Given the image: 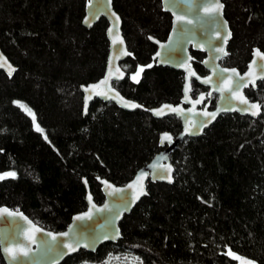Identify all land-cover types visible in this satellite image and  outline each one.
Segmentation results:
<instances>
[{"label":"trees","instance_id":"1","mask_svg":"<svg viewBox=\"0 0 264 264\" xmlns=\"http://www.w3.org/2000/svg\"><path fill=\"white\" fill-rule=\"evenodd\" d=\"M222 3L232 33L222 64L244 72L252 49L264 52V0ZM85 4L0 0V49L16 67L11 79L0 71V173H16L0 180V206L53 232L86 209L83 178L100 204L97 178L126 184L160 151V133L181 131L175 116L157 120L99 100L83 115L80 87L103 76L109 52L104 18L82 26ZM112 5L130 52L122 63L126 79L113 86L148 110L178 104L181 72L153 66L140 73L156 51L149 36L164 41L170 15L160 0ZM191 53L204 74L203 54ZM245 94L260 103L258 118L225 114L203 135L185 139L170 154L173 184L147 185V196L119 224L120 240L61 264H264V81ZM19 104L36 115L42 132Z\"/></svg>","mask_w":264,"mask_h":264},{"label":"water","instance_id":"2","mask_svg":"<svg viewBox=\"0 0 264 264\" xmlns=\"http://www.w3.org/2000/svg\"><path fill=\"white\" fill-rule=\"evenodd\" d=\"M160 2L162 11L168 13L171 17V28L164 41H159L153 37L149 39L155 45L156 51L151 58V62L142 67L141 69L143 70L141 72L153 66L167 67L182 72L184 74V84L180 102L176 105L163 103L148 110L138 102L124 97L113 86V83L123 81L126 78L127 74L122 69L121 63L130 56L122 32V20L115 12L112 0H86L82 26L86 29H91L100 18H104L108 23L106 37L109 43V52L103 76L96 82L80 87L83 96V115L87 114L89 106L94 100H99L103 103L111 102L119 109L127 112H134L135 110L148 112L152 118L157 120L168 116H175L180 121L181 131L175 136L170 132L160 133L158 137L160 151L149 163L140 168L126 184L116 186L106 179L97 178L104 198L100 204L94 201L90 187L88 183H85L87 180L83 178L82 182L86 190V209L73 215L66 229L61 232L44 229L35 224L23 212L10 209L7 206H0V210L7 209L8 212L17 213L15 216H8L6 213L0 211V253L5 264H10V261L8 255L3 252L4 247L15 250L22 249L28 253L27 256L19 255L18 260L13 262V264H61L66 258L78 253L80 250L94 253L103 244L116 243L121 238L120 222L124 216L132 212L141 199L147 196V185L149 183L173 184L174 167L170 161V154L178 148L181 142L187 138H196L203 135L205 130L212 126L222 115L238 114L252 119H256L261 115L262 107L260 113L257 116H253L251 112L254 109L242 103L240 97L243 96L247 99L249 105L252 103L260 105L257 101H251L246 96L245 90L250 87L255 90L257 84L264 81V79L260 78L264 76V52L258 48H253L251 59L243 73L236 68L222 66L221 62L228 55L227 45L232 36L229 23L224 16V8L222 15L216 16L212 13L206 14L204 11L205 7H210L209 0H193L190 10L187 5L180 3L179 0H160ZM176 15H182L186 19L193 21L192 24H182L184 29L182 33L174 30ZM117 17H119V21H117ZM109 29H113V31L110 33ZM218 32L220 33L219 37L217 36ZM229 33H231L230 36L228 35ZM113 39L116 40L115 45L113 44ZM121 39L123 43H120ZM219 48H223L227 55L219 52L217 50ZM254 50H257L260 55L255 56L257 63L250 70L249 64L254 59ZM191 51L204 54L201 65L208 72L206 76H199L194 70L192 66L194 58L191 55ZM158 52L160 53L159 56L157 55ZM0 54L7 60V63H4V60H0V64L3 65V67H0V71L8 79H11L16 71V67L7 59L1 49ZM232 69H235L239 75L234 74L231 71ZM9 71H11V75H9ZM193 72L196 74L195 76L190 75ZM106 76L109 77L108 82L101 84L100 82ZM197 77H200V79H197ZM241 77H243V82L239 88H236L235 82L239 81ZM192 79L202 86L209 88L207 92L208 97L212 94L217 96L214 109L200 108L205 99V93L199 94L196 100L190 97ZM206 79L207 82H203ZM89 85H94L95 87L88 88L86 91L85 89ZM186 85L189 86L187 101H185ZM105 92L112 98H105L103 95ZM89 96H91L90 99L88 98ZM201 96L204 97L203 101L196 103ZM125 102L129 105H137V107L124 106ZM165 105L173 108L178 107L182 110L181 114L177 115L168 108H164ZM85 108H87V111H85ZM246 108L248 110H245ZM160 109H163L165 114L158 116L153 110ZM205 113H216V117L212 119L210 115H206ZM185 127L190 128L191 131L186 133ZM165 133L171 137V142L166 139L162 142V136ZM152 164H156L157 168L153 169L149 167ZM168 166H171L172 169L171 182L167 178L169 174L164 171ZM141 170L148 173V176L142 182L143 191L146 192V195H139L141 190L140 182L134 183ZM154 172L160 173V175H154ZM105 181L111 187H107L104 183ZM130 183H134L133 188L127 187ZM114 189L122 191H114ZM89 195L92 198L91 203L88 200ZM138 195L139 198L137 199ZM92 205H95V207ZM105 205H107V208H105ZM97 209L100 210L97 211ZM89 211L90 216H85V218L79 220L76 219V217L84 216ZM35 229H39V231ZM49 233L52 235H49ZM61 233H68V235L62 236L60 235ZM53 235L56 236L55 240L52 239ZM26 236L28 237L27 239L25 238ZM69 244L76 250L69 251L65 246ZM240 264H251V262L247 259H241Z\"/></svg>","mask_w":264,"mask_h":264},{"label":"snow or ice","instance_id":"3","mask_svg":"<svg viewBox=\"0 0 264 264\" xmlns=\"http://www.w3.org/2000/svg\"><path fill=\"white\" fill-rule=\"evenodd\" d=\"M179 2L182 3V4L187 5L188 8H189V10L191 9L192 4H193V0H179ZM209 4H210V7H205V9H204V11H205L206 14L212 13V14H215L216 16L222 15V10H223V8H224V4L222 3V0H209ZM114 15H115V14H114ZM116 19H117V21H119V17H117ZM175 19H176V24H174V30H175V31H179V32H181V33H182L183 30H184L183 27H182V24H183V23H187V24H192V23H193V21H192L191 19H186V18H185L184 16H182V15H176ZM86 22H87V21H86ZM112 31H113V29H109V32H110V33H111ZM228 35L230 36L231 33H229ZM217 36H218V37L220 36V33H219V32L217 33ZM149 39H152V38L149 37ZM170 39H171V37H170ZM224 39L226 40V38H224ZM120 43H123L122 39H121ZM113 44H114V45L116 44V40H115V39H113ZM217 50H218L219 52H222L223 54L227 55V53L224 51L223 48H219V49H217ZM157 55L159 56L160 53L158 52ZM259 55H260V53H259L257 50H254V59H253V61L249 64V69H250V70H251V69L253 68V66L257 63V60L255 59V56H259ZM0 60H4V63H7V60L3 57L2 54H0ZM0 67H3V65L0 64ZM9 67H10V66H9ZM149 67H151V65H149ZM13 70H14V69H13ZM142 70H143V69H141V71H142ZM225 71H226V70H225ZM231 71H232L234 74L239 75L238 73H236V70H235V69H232ZM9 75H11V71H9ZM190 75H191V76H195L196 74L193 72V73H190ZM138 76H139V72H137V73L132 77V79H133V80H136ZM260 78L264 79V76H262V77H260ZM197 79H200V77H197ZM108 80H109V77L106 76L105 79H104L103 81H101L100 83H101V84H106V83L108 82ZM203 82H207V79L204 80ZM242 82H243V77H241L239 81L235 82V87H236V88H239ZM93 87H95V86H94V85H89L85 90L87 91L88 88H93ZM188 91H189V86L186 85V86H185V101L188 100ZM103 95L105 96V98H112V97H109V96H108L107 92L103 93ZM117 95H119V94L117 93ZM209 95H210V94H209ZM88 98L90 99L91 96H89ZM203 99H204V97L201 96L200 99L196 101V103H200V102H202ZM240 100H241L242 103L248 105L249 108L254 109V111L251 112V115H253V116H257V115L260 113V111H261V106H260L259 104L252 103V104L249 105L247 99H245L243 96L240 97ZM19 106H20V107H21V108H22V109H23V110H24L29 116L32 117L33 123H34V125L36 126V131H38V132H42L43 130H42V129L40 128V126L36 123V121H37L36 115L31 111V109L27 108V107H26L25 105H23V104H19ZM124 106L137 107V105H129L127 102H125ZM164 108H168L170 111L175 112L177 115H180V114H181V111H182V110H180L178 107H177V108H173V107H171V106H169V105H165ZM245 110H248V109L246 108ZM85 111H87V108H85ZM153 111H154L155 114L158 115V116H159V115H164V114H165L164 111H163V109H160V110H153ZM205 114H206V115H210L212 119H215V117H216V113H205ZM209 122H210V121H209ZM190 131H191L190 128L185 127V132H186V133H187V132H190ZM45 139H47L46 136H45ZM165 139L168 140L169 142H171V137H170L167 133L163 134V136H162V142H163V140H165ZM149 167H151V168H153V169H156V168H157V165H156V164H152V165H150ZM164 171H166V172L169 174L167 178L169 179V182H171V171H172L171 166L166 167V168L164 169ZM154 175H160V173H156V172H154ZM147 176H148V173H147L146 171H144V170H141V172H140V173L137 175V177H136V181H134V183H135V182H140V189H141V190H140L139 195H146V192L143 191V183H142V182H143V180H144ZM9 177L12 178V179H15V177H16V173L13 172V171H7V172H4V173H0V180H4V179L9 178ZM85 183H87V182L85 181ZM104 183L106 184L107 187H111V185H108L106 181H105ZM134 183H130L127 187H128V188H133V187H134ZM114 191H122V190H120V189H114ZM139 195L136 197L137 199L139 198ZM91 199H92V198H91V196L89 195V196H88V200H89L90 203H91ZM92 206L95 207V205H92ZM105 208H107V205H105ZM99 210H100V209H97V211H99ZM0 211L6 213L8 216H15V215H17V213L8 212L7 209L0 210ZM85 216H90V211H89V213H85L84 216H78V217H76V219H78V220H79V219H83V218H85ZM22 218H23V217H22ZM25 219H26V218H25ZM29 223H31V222H29ZM35 230H36V231H39V229H35ZM49 235H52V234L49 233ZM60 235H62V236H67L68 233H61ZM25 238L27 239L28 237L26 236ZM52 239L55 240V239H56V236L53 235V236H52ZM65 246L69 249V251H75V250H76V249L73 248L70 244H69V245H65ZM3 252H4L5 254L8 255V257H9V261H10V264H13V262L17 261L18 258H19V255H23V256H27V255H28V253H27L26 251H23L22 249H21V250H15V249H13V248H9V247H4V248H3ZM228 255H233L232 252H231V250H229ZM233 258H234V259H240V257H238V256H233Z\"/></svg>","mask_w":264,"mask_h":264},{"label":"flooded vegetation","instance_id":"4","mask_svg":"<svg viewBox=\"0 0 264 264\" xmlns=\"http://www.w3.org/2000/svg\"><path fill=\"white\" fill-rule=\"evenodd\" d=\"M192 52V51H191ZM195 53H199V52H195ZM202 54V53H201ZM191 55H192V53H191ZM192 57L194 58V56L192 55ZM203 58H204V54H203V57H202V60H203ZM225 59V58H224ZM223 59V60H224ZM127 60V59H126ZM125 60V61H126ZM222 60V61H223ZM124 61V62H125ZM195 61V58H194V60L192 61V66H193V62ZM202 62V61H201ZM123 63V62H122ZM122 63H121V67H122ZM221 64H222V62H221ZM202 66V65H201ZM222 66H224L223 64H222ZM203 67V66H202ZM225 67H228V66H225ZM194 68V67H193ZM123 69V68H122ZM203 69H204V67H203ZM124 70V69H123ZM194 70H195V68H194ZM246 70V69H245ZM125 71V70H124ZM196 71V70H195ZM204 71H205V73L204 74H200V73H198L197 71H196V73L199 75V76H206L207 74H208V72L204 69ZM126 72V71H125ZM140 73H142L141 72V69H140ZM182 73V72H181ZM241 73H243V72H241ZM183 74V73H182ZM126 79V78H125ZM124 79V80H125ZM123 80V81H124ZM123 81H120V82H123ZM115 83H118V82H115ZM260 83V82H259ZM258 83V84H259ZM183 84H184V74H183ZM258 84H257V86H258ZM257 86H256V89H257ZM249 89H251V90H254V89H252L251 87L250 88H248L247 90H249ZM255 89V90H256ZM209 91V88H207V87H204V86H202L201 84H199L196 80H194V79H192L191 80V90H190V97L193 99V100H196L197 99V97H198V95L199 94H202V93H205L206 95H205V99H204V101H203V104H202V106L200 107L201 109L202 108H207V109H209V110H212V109H214V107H215V105H214V107L213 108H210L209 107V102H210V100H212V99H214L215 100V103H216V100H217V96L215 95V94H212L210 97H208L207 96V92ZM246 91V90H245Z\"/></svg>","mask_w":264,"mask_h":264},{"label":"rangeland","instance_id":"5","mask_svg":"<svg viewBox=\"0 0 264 264\" xmlns=\"http://www.w3.org/2000/svg\"><path fill=\"white\" fill-rule=\"evenodd\" d=\"M26 113V112H25ZM27 114V113H26ZM28 115V114H27ZM29 116V115H28ZM29 118L32 120V117L31 116H29Z\"/></svg>","mask_w":264,"mask_h":264}]
</instances>
